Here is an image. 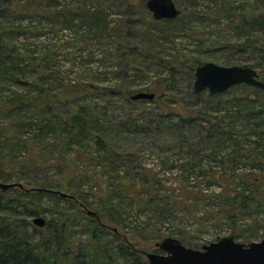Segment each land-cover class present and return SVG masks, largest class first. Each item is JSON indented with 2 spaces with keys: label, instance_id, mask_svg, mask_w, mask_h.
<instances>
[{
  "label": "rangeland",
  "instance_id": "rangeland-1",
  "mask_svg": "<svg viewBox=\"0 0 264 264\" xmlns=\"http://www.w3.org/2000/svg\"><path fill=\"white\" fill-rule=\"evenodd\" d=\"M8 1L13 6L14 13L5 18L4 21L8 22L5 26L24 32L15 40V44L28 60L33 61L34 64L30 65L31 72L35 73L39 68L47 70L45 66L54 68V81L45 87L53 90L55 95L52 99L63 101L60 102L63 104H58V108L66 109L68 104H64L65 102L81 97L93 110L102 112L105 118L115 124L109 130L106 157L118 153L119 156L114 157L119 158V173L113 170L118 164L105 165L106 162L97 157L99 153L86 145L87 149L76 152L80 157L77 163L70 158L59 163L57 159L51 162L54 166L61 164L60 169L53 168L49 173L53 178H64L62 187L65 190L70 188L69 191L75 189L81 192L90 205L86 209L95 212L100 206V200L111 187L108 176L113 179L122 178L124 184L120 185L121 192L117 194L123 199L120 205L130 213H115L120 221L117 225L104 212L103 219L111 227L119 225L118 230L122 233L127 231L137 249L143 251L163 252L156 243L168 236L177 237L186 246L193 248H201L204 244L228 235H233L237 241L245 243L264 238V182H253L255 174L264 176V99L256 95L250 84L230 87L222 91L218 99L212 98L208 89L194 93L192 71L189 67L196 58L202 62L213 61L222 65L252 66L261 55L251 48L242 51L238 47H222L226 41H216L219 36L230 33L232 36L229 37L233 38L235 32L222 30L224 27L214 30L209 26L202 30L205 36L200 33L194 37H181L176 46L171 43L166 48L154 50L153 53L140 47L138 50L150 54L145 59L133 55L121 56L122 50L129 51L130 47L141 41V37L151 38L148 35L154 30L155 35L151 40L157 41L166 34L163 30L172 31L175 23L146 21L144 14L124 0ZM174 1L181 10L180 14L183 5L185 8L191 6L188 0L187 3ZM98 3L103 4L108 11L109 20L112 22L110 30H115L118 34L123 30L133 32L121 41L124 45L120 43L122 47L118 50H115V45L119 43L108 47L114 40L98 44L101 41L94 38V42H82L81 39L87 37L86 33L93 36L95 32L81 30L78 26L81 24L80 18L62 26L58 19L60 15H54L62 10L60 8L64 12L69 11L68 15L73 12L78 14L81 13L82 6H95ZM245 6L249 17L261 11L255 0H247ZM129 17H132L131 21ZM133 17L138 18L134 21ZM138 22L141 25L133 27ZM212 23L215 24L213 21ZM179 24L185 25L186 21ZM249 31L258 34L257 30ZM203 36L209 39L204 45L200 44ZM159 54L167 61L171 60V65L177 68L175 78L170 76L166 65L159 64L155 56ZM256 69L262 77L264 70H260V67ZM125 71L128 76L122 79ZM172 81L174 83L169 84ZM156 82H161L159 88L166 90L165 98L157 101L149 98L129 101L109 90V87L116 84L139 90L154 87ZM72 83L79 85L73 86ZM37 89L38 86L3 84L0 86V99L4 100L15 90L32 97ZM141 91L152 92L151 89ZM154 93L156 95V91ZM121 120L123 123L133 122L137 125L136 120H139L140 124L146 125L143 131L132 125L131 130L122 131L119 127ZM221 128L228 132L234 131L239 141L235 137L232 140L227 137L224 140L218 139L215 133ZM47 148L46 158L42 161L46 168L53 160L54 153L48 146ZM200 158L203 161L198 164ZM39 170V173L31 174L29 182L41 181L39 178L44 176V172L43 169ZM87 173L93 174L94 179L85 180ZM145 173L149 174L150 179L145 187L155 196L156 208L152 207L154 204L141 202L130 185L134 181H142ZM82 180L84 183L81 184ZM21 183L31 187L24 180ZM138 188L143 190L140 185ZM238 192L242 195H255V200L248 209H240L233 204L237 202L235 196ZM141 196H146L144 190ZM102 203L103 210H107L104 205L106 203L111 207L106 201ZM65 205L59 203L53 204V207H58L61 214L70 212L72 221L69 222L74 224L72 230L88 231L90 227L80 212L81 203L78 202L76 206ZM117 208L120 210L119 205ZM229 213L236 214L237 220L229 218ZM156 217L166 219L157 221ZM150 222L158 226V230H153ZM158 232L160 235L157 236ZM105 233L108 234H104L102 240L107 246H113L112 237L109 236L111 233Z\"/></svg>",
  "mask_w": 264,
  "mask_h": 264
},
{
  "label": "trees",
  "instance_id": "trees-1",
  "mask_svg": "<svg viewBox=\"0 0 264 264\" xmlns=\"http://www.w3.org/2000/svg\"><path fill=\"white\" fill-rule=\"evenodd\" d=\"M124 1L144 14L146 21L175 24L172 31L163 30L166 34L158 38L157 41L151 40L155 35L154 30L148 35L151 38L141 37V41L130 47L129 51L122 50L120 52L119 50L121 56L133 55L145 59L150 55L147 52L151 51L153 53L154 50L166 48L171 43L176 46L181 37H194L200 33L204 35L202 30H206L209 26L214 30H216L215 28L224 27L222 30H233L235 36L232 38L229 37L232 36L230 33L229 35L222 34L216 41H226L224 45H221L225 48L238 47L242 51H248L247 49L251 48L259 56L261 55L252 66L264 70V0H255L261 11L253 17H249L245 12L247 0H188L191 6L185 8L183 5L182 13L171 19H156L146 6L147 0ZM135 1L138 3L136 4ZM178 1L186 2V0ZM82 7L81 9L78 7V10L81 11L80 14L73 12L75 14L70 13L68 15L69 11L64 12L63 8H60L62 10L54 14L60 15L58 19L62 26L80 18L81 26H78L81 27V30L95 32L93 36L86 33L87 37L82 38V42L89 40L94 42L96 40L94 38L101 41L98 44L109 43L114 40L109 43L108 47H112L113 43H119L117 46L115 45V50H118L119 47H122L121 44L124 45L121 41L128 38L131 33L133 34L132 30H123V32H119L120 34L116 33L115 30H110L112 22L109 20L108 11L103 4L84 5ZM13 13L11 3L8 0H0V86L8 83L38 86V89L32 97L20 94L19 91L15 90L13 94L7 96L4 100L0 99V181L21 183L24 180L27 184H31V187L12 185L7 188H0V264H151L145 251L137 249L136 243L130 238L127 231L122 233L118 230L119 225L111 227L103 219L104 212L109 215L110 221L117 225L120 222L117 219L119 218V216L117 217L118 213L121 215H129L130 213L120 205V201L123 199L119 198V194H117L121 192L120 185L124 184L122 178L113 179L110 175L108 176L111 187L100 200L98 210L89 214V209H86V207L90 205L83 194L75 189L69 191L70 188H68V190H65L62 187L64 178L57 179L50 175L49 170L53 168L58 170L61 165L55 164L56 167L51 162L57 159L59 163V161L70 158L77 163L80 161V157L76 152L84 148L87 149L86 145L99 153L97 157L106 162L105 165H108V163L109 166L118 164L119 158L114 157L115 155L119 156L118 153H114L109 158L106 157L109 146L106 141L109 137L111 125L115 124L114 121L105 118L102 112L93 110L94 108L85 103V100L81 97L65 102L64 104H68L66 109L60 110L58 108L60 104H63L60 102L63 101L52 99L51 97L55 95L52 93L53 90L45 87L54 81L52 74L54 68L53 66H45L47 70L39 68L36 70L37 72H31L30 65L34 64L33 61L28 60L24 56L25 53L22 54L15 44V40L20 38V35L24 32L5 26L8 23L4 21L5 18ZM137 18L133 20L136 21ZM131 19L132 17H129L130 21ZM183 21H186L185 25L179 24ZM136 25H141V22L134 23L133 27ZM249 30H257L258 34L251 33ZM208 40V37H204L200 44L204 45ZM140 47L145 48L147 52L138 50ZM112 55L116 56V54ZM155 56L159 64L166 65L170 76L175 78L177 68L171 65L169 62L171 60L168 59L169 61H167L160 54ZM172 62L174 63L173 60ZM201 63L203 62L196 58L189 65L193 82L196 68ZM31 73L33 79H31ZM123 76L122 79H125L128 72L125 71ZM259 76L264 80V75L261 77L259 74ZM172 83L174 82H169V84ZM72 84L73 86L79 85V83ZM160 84L162 83L156 82L154 87L150 86L151 88L145 87L139 90L132 89L130 86L123 88L121 85L116 84V86L109 87V90L111 93H118L129 101H136L146 99H135L133 98L134 94L143 89H151L152 92L156 91V95L150 100L157 101L164 99L166 94L165 88H159ZM242 85L246 86L247 84L240 83L232 87ZM252 87L256 95H259L263 100L264 90L254 85ZM67 91L69 90L67 89ZM193 91L197 93L194 89ZM221 94V92L214 94L210 92L209 95L214 99H218ZM136 121L138 125L133 122L123 123L121 120L120 130L129 131L132 125L137 130L143 131L146 124H140L139 120ZM217 126H220V124ZM234 133L232 130L228 132L221 128L215 133V136L220 140H224L226 137L231 140L235 137L234 139L238 140ZM47 146L55 153V155L54 153L52 155L53 160L49 162L48 168L44 167L45 165L42 163L46 158L45 155H47ZM202 161L203 159L200 158L198 164ZM39 169H43L44 172V176L39 178L41 181L29 182L31 174L33 172L39 173ZM119 169L120 165L118 164L113 170L119 173ZM84 177L88 181L94 179V175L90 173L85 174ZM142 178V181H134L133 184H130L131 188L134 189L133 193L138 196L141 202L154 204L152 207L156 208L157 204L155 203L157 200L155 196L145 187L150 183L149 174L145 173ZM253 180L254 183L261 184V182H264V176L255 174ZM95 181L99 183L98 179H95ZM82 183H84V180L81 181ZM93 183L96 184L94 181ZM139 185L144 190L145 197L141 196L143 190L138 188ZM64 191L74 197L63 195L61 192ZM235 200L237 202H233L234 205H238L240 209H248L250 203L254 202L255 195L246 193L242 195L238 192ZM105 201L111 204V207H108L107 203L104 204L107 210L101 208L102 202L105 203ZM78 202L81 203L82 207L80 212L85 216L86 224L90 227L85 232L71 229L74 224L69 222L71 220L70 212L65 211L64 214H61L58 207H53V204L59 203L76 206ZM118 205L120 210L117 208ZM159 213L161 214V211ZM231 213L228 214V217L237 220L236 214ZM36 216H43L46 219V224L44 226L35 224L33 219ZM156 219L157 221H164L166 218L156 217ZM150 224L153 226V230H158V226L152 225L153 222H150ZM104 231L111 233L109 236L112 237L113 246H107L102 240L105 237L104 234H108ZM154 233L156 234V232ZM172 233H175V231H172ZM85 235H87L86 238ZM158 235H160L159 232ZM181 241L183 242V240Z\"/></svg>",
  "mask_w": 264,
  "mask_h": 264
},
{
  "label": "water",
  "instance_id": "water-1",
  "mask_svg": "<svg viewBox=\"0 0 264 264\" xmlns=\"http://www.w3.org/2000/svg\"><path fill=\"white\" fill-rule=\"evenodd\" d=\"M146 6L156 19L176 18L181 10L174 0H147ZM246 83L264 90V80L258 71L250 65H222L213 61H204L195 71L194 89H208L211 93H220L230 87ZM154 92L140 91L133 98H153ZM22 183L0 181V188ZM65 196L69 194L61 192ZM73 197V196H72ZM89 214L94 213L88 210ZM34 223L46 224L43 216H36ZM163 252L145 251L151 264H264V238L248 243L240 242L228 235L202 245L201 248L186 246L179 238L168 236L156 243Z\"/></svg>",
  "mask_w": 264,
  "mask_h": 264
}]
</instances>
